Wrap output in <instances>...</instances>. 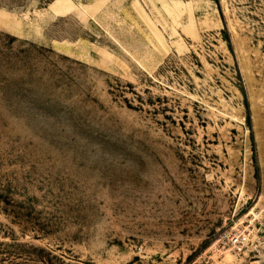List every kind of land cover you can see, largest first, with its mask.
Instances as JSON below:
<instances>
[{"label":"rangeland","instance_id":"obj_1","mask_svg":"<svg viewBox=\"0 0 264 264\" xmlns=\"http://www.w3.org/2000/svg\"><path fill=\"white\" fill-rule=\"evenodd\" d=\"M0 264H264V0H0Z\"/></svg>","mask_w":264,"mask_h":264},{"label":"built area","instance_id":"obj_2","mask_svg":"<svg viewBox=\"0 0 264 264\" xmlns=\"http://www.w3.org/2000/svg\"><path fill=\"white\" fill-rule=\"evenodd\" d=\"M251 242L250 233L242 231L224 232L216 244L217 250L220 251V246L226 251H230L234 256L247 255L251 250L249 243Z\"/></svg>","mask_w":264,"mask_h":264},{"label":"bare ground","instance_id":"obj_3","mask_svg":"<svg viewBox=\"0 0 264 264\" xmlns=\"http://www.w3.org/2000/svg\"><path fill=\"white\" fill-rule=\"evenodd\" d=\"M61 5V4H60ZM228 259L231 258L230 256L227 257Z\"/></svg>","mask_w":264,"mask_h":264}]
</instances>
